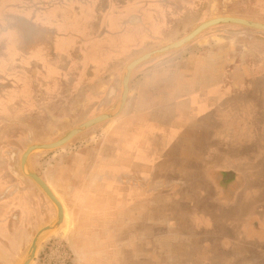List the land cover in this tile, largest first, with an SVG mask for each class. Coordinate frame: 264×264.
Returning a JSON list of instances; mask_svg holds the SVG:
<instances>
[{"label": "rangeland", "instance_id": "1", "mask_svg": "<svg viewBox=\"0 0 264 264\" xmlns=\"http://www.w3.org/2000/svg\"><path fill=\"white\" fill-rule=\"evenodd\" d=\"M60 2L53 0V4ZM118 2L119 10L131 4L128 14L118 15L120 24L123 18L126 19L123 31H113L119 34L135 31L133 36L136 39L126 52L120 44L116 47L115 50L121 52L117 59L67 62L56 59L51 66L38 62L37 68L47 72L48 76L23 74L16 79L0 78V98L5 99L0 101V181L5 187L1 201L10 206L15 198H23L27 202L32 199L39 209L34 218L35 225L29 227L31 233L26 237L21 252L16 253L8 264H20L38 231L57 218L56 206L21 169V158L28 147L60 140L87 120L109 111L121 96L122 76L130 62V55L180 40L203 22L217 17L234 16L264 23V0ZM25 3L29 5L30 0ZM102 22L106 24L104 17ZM32 31V28H26L28 34ZM158 67L161 74H174L179 70L190 73L196 72V69L224 74L220 77V80L223 79L222 92L217 91L219 87H209V96L218 98L221 95L223 99L219 107L211 109L213 124L201 123L198 129L202 136L198 141V144L201 143L199 152L206 153L198 154L197 161H202L199 166H205L203 175L208 187L197 191L209 196V216L199 210L191 213L194 208L179 204L186 190L152 189L151 192L159 193L165 201L159 210L160 215L166 217L165 227H160V231L193 234L229 232L225 236L230 238H222L221 250L216 252L213 248V253H210V245L209 250L201 246L197 251L193 249L188 253L175 252L166 246L162 264H189L191 260L194 264H254L252 240L255 239V232H251L252 224L256 222V228L264 224L258 218L260 207H264V32L237 25H219L203 32L182 49L147 61L141 68ZM27 68V73L32 70L30 66ZM136 74L130 82L133 86L142 78ZM198 91L207 89L198 88ZM115 122L105 121L62 148L37 151L30 156L29 169L49 185L67 213L63 226L40 244L33 264H78V256L97 259V264H109L110 252L112 255L116 251L122 254L121 243L126 239L132 241L134 248L133 264H155L146 254L145 259L143 257V252L153 253L148 251L147 245H154L150 241L142 243L143 229L147 232L145 223L135 222L134 232L78 231L82 214L78 212L79 205L73 201L77 196L73 194V186L78 184L77 168L85 165L89 171L102 163L99 156L94 157L95 152L99 154L105 146L107 137L103 129L109 127L107 134L113 133L117 125L110 124ZM226 172L238 177L237 183L241 184L243 196L241 202L237 197L240 191L228 197L232 204L222 201L223 196H227L221 192L219 183L225 182L221 175ZM255 180H261L263 184L255 185ZM169 183L175 184L176 181L170 179ZM194 191H189L187 195ZM186 207L188 209L185 210ZM22 211L23 208L13 206L9 220H17ZM196 215L199 217L194 219ZM93 225L101 231L110 228L107 222L101 220ZM246 229L248 232H242ZM150 230V234L157 232V226H151ZM151 240L155 242L153 237ZM88 264H94L93 260H89Z\"/></svg>", "mask_w": 264, "mask_h": 264}, {"label": "crops", "instance_id": "2", "mask_svg": "<svg viewBox=\"0 0 264 264\" xmlns=\"http://www.w3.org/2000/svg\"><path fill=\"white\" fill-rule=\"evenodd\" d=\"M26 1L0 0L2 79H16L23 74L48 76L47 72L37 68L38 62L51 66L56 59L62 62L117 59L121 52L116 51V47L120 44L126 52L136 39L133 36L135 31L124 34L113 31H123L122 25L126 19L123 18L120 24L118 15L128 14L131 3L119 10L118 0H61L56 4H53V0H30L29 5ZM103 17L106 24L102 22ZM26 28H32V33L28 34ZM150 50L130 55V62ZM144 63L132 73L131 83L135 73L142 78H139L137 85L130 83L124 110L118 117L109 120L116 121L110 125L117 127L110 134H107L109 127L102 131L107 137L105 146L94 156H99L102 163L89 171L85 165L77 168L78 184L73 186V194H77V198H73V201L75 205L83 206H78V212L82 214L78 231L134 232L135 222L145 223L147 232L143 229L142 243L150 241L154 245H147L148 251L153 253L143 252V257L146 254L155 264H162L166 246L175 252L188 253L193 249L197 251L201 246L209 250L210 245V253H213V248L217 252L222 248V238H229L225 236L229 232H161L160 227H165L166 217L160 215L159 210L165 201L159 197V193L151 190H186L179 204L194 208L190 210L191 213L199 210L209 216V196L197 191L208 187L203 175L205 166H199L202 161H197L198 154L206 153L199 152L201 134L198 129L201 123L213 124L211 109L219 107L223 99L221 95L218 98L209 96V87H219L217 91L222 92L223 79L220 80V77H224V74L209 72V69L161 74L159 67L142 69ZM28 66L32 70L27 73ZM37 70L40 72L37 73ZM198 88L207 91H198ZM1 100L5 101L3 98ZM169 177L176 183L170 184ZM254 183L263 184L261 180ZM255 189H258L257 186ZM189 191L194 192L187 195ZM4 193L5 187L0 181V264H8L16 253L21 252L26 237L31 233L29 227L35 225L34 218L39 213L32 199L27 202L23 198H15L10 206L2 204L1 196ZM241 193L237 194L239 201L243 198ZM13 206H19L23 211L17 220L11 221L9 216ZM263 210L261 206L258 217L261 222H264ZM66 220L64 218V223ZM99 220L107 222L109 230L101 231L96 225L92 226ZM151 226H157V232L150 234ZM152 237L155 242L151 240ZM254 237V264H264L261 261L264 258V232H255ZM121 247L122 254L120 251L114 255L110 252L109 264H118V260L120 264H133L132 241L126 239ZM78 257V264H88L89 260H93L94 264L98 262L97 259ZM193 262L191 260L189 264Z\"/></svg>", "mask_w": 264, "mask_h": 264}, {"label": "water", "instance_id": "3", "mask_svg": "<svg viewBox=\"0 0 264 264\" xmlns=\"http://www.w3.org/2000/svg\"><path fill=\"white\" fill-rule=\"evenodd\" d=\"M219 25H237L264 32V23L234 16L217 17L203 22L192 32H190L188 35L184 36L180 40L165 44L159 48L152 49L132 60L127 65L122 76L121 96L118 102L109 111L87 120L78 128L70 131L66 136H64L60 140L49 144H35L26 149L25 153L22 155L21 158V169L25 176L33 180L42 189V191L46 194L50 201L56 206L57 218L53 222L38 231L30 245V248L25 258L20 264H33L39 251L40 244L45 239L49 238L51 235L56 233L63 226L65 217L64 207L59 202L49 185L40 176H38L29 169L30 156L37 151H53L62 148L63 146L71 142L75 137L83 134L88 129L93 128L105 121H109L118 117L127 104L132 73L139 65L168 52L180 50L189 43H191L193 40H195L203 32Z\"/></svg>", "mask_w": 264, "mask_h": 264}, {"label": "flooded vegetation", "instance_id": "4", "mask_svg": "<svg viewBox=\"0 0 264 264\" xmlns=\"http://www.w3.org/2000/svg\"><path fill=\"white\" fill-rule=\"evenodd\" d=\"M221 176L225 182H222L221 184L219 183V188H220L221 192L227 196V198H224V196H223L222 201L225 203H228V204H232L229 201L228 197L231 198L236 194V192L241 191V184L237 183L238 177H236L232 172H226V174H224V175L222 174ZM263 214H264V210H263ZM253 217H255V215ZM262 223H264V222H262ZM256 225H257L256 222H254L252 224L253 229H251V232H264V224H263V227L260 225V228H256ZM249 227H250V225H249ZM242 232H248V230L246 229V230H243Z\"/></svg>", "mask_w": 264, "mask_h": 264}, {"label": "bare ground", "instance_id": "5", "mask_svg": "<svg viewBox=\"0 0 264 264\" xmlns=\"http://www.w3.org/2000/svg\"><path fill=\"white\" fill-rule=\"evenodd\" d=\"M57 199H58V200H59V202L61 203V200H60V198H58V197H57ZM26 207H27V205H26ZM63 207H64V206H63ZM64 214H65V211H64ZM66 217H67V214H66V215H65V217H64V218H65V220H66Z\"/></svg>", "mask_w": 264, "mask_h": 264}]
</instances>
